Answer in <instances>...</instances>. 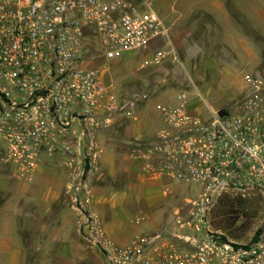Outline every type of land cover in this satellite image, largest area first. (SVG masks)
Here are the masks:
<instances>
[{"label":"built area","instance_id":"2783aa9c","mask_svg":"<svg viewBox=\"0 0 264 264\" xmlns=\"http://www.w3.org/2000/svg\"><path fill=\"white\" fill-rule=\"evenodd\" d=\"M154 1L0 0V162L17 177L29 178L44 156H66L81 174L97 169L96 134L117 115L134 119L143 94L122 97L98 68L87 67L88 41L114 60L167 37ZM163 56L158 50L156 62ZM246 81L249 90L232 109L208 105L207 117L189 108L184 93L158 104L165 126L130 150L150 178L199 185L176 218L201 235L195 249L144 255L149 239L117 245L90 213L83 237L102 248L108 264H264V219L247 244L228 241L207 220L216 198L229 191L255 195L264 210V78Z\"/></svg>","mask_w":264,"mask_h":264},{"label":"crops","instance_id":"0c3cea01","mask_svg":"<svg viewBox=\"0 0 264 264\" xmlns=\"http://www.w3.org/2000/svg\"><path fill=\"white\" fill-rule=\"evenodd\" d=\"M230 3L264 32V0ZM106 77L102 74L105 82ZM145 109L137 106L131 120L117 115L107 130L96 134L100 157L93 171L72 170L63 155L44 156L29 178H19L13 166L0 162V264H108L102 248L83 237L90 213L99 217L105 236L117 245H128L139 235L149 239L145 255L195 249L201 235L176 223L180 207L171 195L179 182L150 178L130 156L132 145L151 135ZM3 148L0 140V153ZM167 202L173 204L171 220Z\"/></svg>","mask_w":264,"mask_h":264},{"label":"rangeland","instance_id":"374dc122","mask_svg":"<svg viewBox=\"0 0 264 264\" xmlns=\"http://www.w3.org/2000/svg\"><path fill=\"white\" fill-rule=\"evenodd\" d=\"M153 6L167 37L114 60L105 59L90 37L85 63L107 76L106 83L122 97L136 91L143 94L138 106L146 108L143 117L151 131L144 142L165 126L157 105L175 103L176 94L184 93L189 108H198L207 117L208 105L232 109L245 96L247 76L264 78V32L252 18L234 12L230 0H155ZM158 50L164 56L156 62ZM178 187L170 197L180 207L177 216H182L197 197L199 185L179 183ZM220 197L232 201L230 206L221 203ZM168 202L166 216L171 220L173 204ZM263 219L264 210L255 195L230 191L219 195L207 214L210 229L237 244L249 243Z\"/></svg>","mask_w":264,"mask_h":264},{"label":"trees","instance_id":"16d2710c","mask_svg":"<svg viewBox=\"0 0 264 264\" xmlns=\"http://www.w3.org/2000/svg\"><path fill=\"white\" fill-rule=\"evenodd\" d=\"M222 201V202H221ZM220 202L221 203H223L224 205L226 204V205H228V207L230 206L229 204L230 203H232V201H230L229 199H227V198H225V197H220ZM223 211H225L224 209H223ZM258 232V231H257ZM256 232V233H257ZM256 233L253 235V237L256 235Z\"/></svg>","mask_w":264,"mask_h":264},{"label":"water","instance_id":"95a60500","mask_svg":"<svg viewBox=\"0 0 264 264\" xmlns=\"http://www.w3.org/2000/svg\"><path fill=\"white\" fill-rule=\"evenodd\" d=\"M218 113H219V115H223L225 113V111L223 109H220Z\"/></svg>","mask_w":264,"mask_h":264}]
</instances>
